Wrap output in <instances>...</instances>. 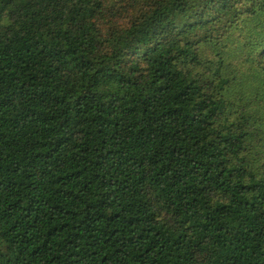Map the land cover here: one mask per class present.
<instances>
[{
    "label": "trees",
    "instance_id": "trees-1",
    "mask_svg": "<svg viewBox=\"0 0 264 264\" xmlns=\"http://www.w3.org/2000/svg\"><path fill=\"white\" fill-rule=\"evenodd\" d=\"M0 264H264V0H0Z\"/></svg>",
    "mask_w": 264,
    "mask_h": 264
}]
</instances>
